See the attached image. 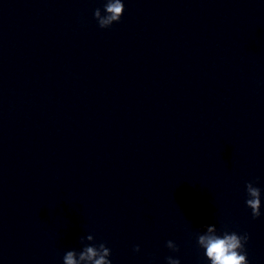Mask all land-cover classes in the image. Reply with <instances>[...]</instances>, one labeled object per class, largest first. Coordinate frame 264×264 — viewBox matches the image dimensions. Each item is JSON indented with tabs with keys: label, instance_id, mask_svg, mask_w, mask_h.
<instances>
[{
	"label": "clouds",
	"instance_id": "clouds-1",
	"mask_svg": "<svg viewBox=\"0 0 264 264\" xmlns=\"http://www.w3.org/2000/svg\"><path fill=\"white\" fill-rule=\"evenodd\" d=\"M104 13L102 15L101 9L94 10L93 16L96 19L98 26L102 29L109 28L113 23L120 21L124 13V3L122 0H106L104 4ZM248 199L245 203L251 209L253 219L261 216V190L254 186L253 182H248L245 185ZM89 242L93 241L94 237L88 235L81 239ZM197 244L204 249V254L210 264H249L245 244L249 240V235H243L236 232H223L217 234V229L214 225L206 226V231L202 234H197ZM166 247L172 252H178V246L169 240L166 242ZM135 252H139L140 248L137 245L134 248ZM111 250L104 244H84L83 248L77 252L76 250H69L63 256V264H112L109 259ZM167 264H181L178 258L173 256L166 257Z\"/></svg>",
	"mask_w": 264,
	"mask_h": 264
}]
</instances>
